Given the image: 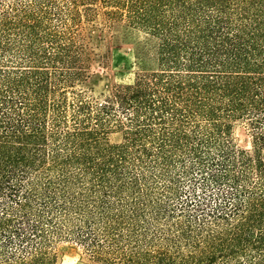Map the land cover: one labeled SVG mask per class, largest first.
Instances as JSON below:
<instances>
[{"label":"trees","instance_id":"1","mask_svg":"<svg viewBox=\"0 0 264 264\" xmlns=\"http://www.w3.org/2000/svg\"><path fill=\"white\" fill-rule=\"evenodd\" d=\"M121 31L154 68L96 99L91 41ZM58 242L264 264V0H0V264Z\"/></svg>","mask_w":264,"mask_h":264},{"label":"rangeland","instance_id":"2","mask_svg":"<svg viewBox=\"0 0 264 264\" xmlns=\"http://www.w3.org/2000/svg\"><path fill=\"white\" fill-rule=\"evenodd\" d=\"M91 45L95 47V58L83 87L96 99H103L115 85L130 84L140 70L154 68L152 63H143L144 60L138 58L136 40L125 31L115 33L112 38L105 34L99 39L98 34H95ZM235 135L238 145L248 149L250 139L246 130L237 128ZM109 139L117 142L120 135L111 134ZM54 251L56 264H96L73 243L58 242Z\"/></svg>","mask_w":264,"mask_h":264}]
</instances>
